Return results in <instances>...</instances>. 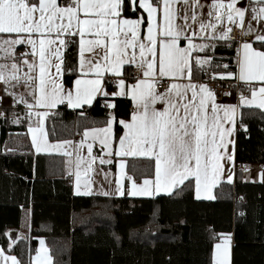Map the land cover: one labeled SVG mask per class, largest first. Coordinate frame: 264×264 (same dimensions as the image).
I'll return each instance as SVG.
<instances>
[{"label": "snow or ice", "instance_id": "1", "mask_svg": "<svg viewBox=\"0 0 264 264\" xmlns=\"http://www.w3.org/2000/svg\"><path fill=\"white\" fill-rule=\"evenodd\" d=\"M238 2L0 0V102L7 97L24 112L0 110V118L26 121L35 153L65 158L76 196L153 197L185 186L197 200H215L213 190L234 181L237 123L247 132L240 109L264 112V0ZM233 43L235 73L214 63L216 49ZM69 47L77 49L78 61L66 68ZM125 65L136 74H125ZM221 67L225 71L211 78L235 77L250 95L241 92L236 104L217 102L199 77ZM65 71L75 77L68 83ZM121 100L131 102L126 116ZM97 105L105 112L103 126L85 125L78 141L50 139L46 124L60 107L87 121ZM138 157L154 161V175L139 183L126 172L127 159ZM260 178L264 182V165ZM22 238L10 237L8 249ZM215 239L210 264H232L231 234ZM0 264L21 261L0 247ZM31 264H53L43 239Z\"/></svg>", "mask_w": 264, "mask_h": 264}, {"label": "trees", "instance_id": "2", "mask_svg": "<svg viewBox=\"0 0 264 264\" xmlns=\"http://www.w3.org/2000/svg\"><path fill=\"white\" fill-rule=\"evenodd\" d=\"M215 56L214 63L237 71L236 43L218 47ZM77 61V49L69 47L65 67ZM74 78L65 71L66 83ZM199 79L206 81V76ZM130 108L129 100L120 101L122 114L126 116ZM0 110L24 115L22 106L0 105ZM88 118L82 120L73 110L60 108L48 119L50 139H74L85 125L93 126L92 121L103 126L105 112L97 105L88 111ZM240 119L247 132L238 123L237 167L264 165V112L245 108ZM64 160L34 153L26 121L16 125L0 118V246L8 252L6 231L15 239L27 229L28 241L11 253L21 264H31L39 237L46 238L53 264H210L219 233L233 234L232 264H264V182L245 183L238 170L235 183L216 188L215 200L199 201L194 188L185 186L153 199L77 197L65 179ZM128 173L137 181L151 177L154 162L129 160ZM107 209L111 215L105 217Z\"/></svg>", "mask_w": 264, "mask_h": 264}, {"label": "crops", "instance_id": "3", "mask_svg": "<svg viewBox=\"0 0 264 264\" xmlns=\"http://www.w3.org/2000/svg\"><path fill=\"white\" fill-rule=\"evenodd\" d=\"M247 3V0H239L238 2V6H242V5H245ZM22 50V49H21ZM135 68V66H130V65H125V74H126V71L128 69H133ZM219 77V76H218ZM227 78V77H226ZM235 78V77H233ZM201 80V79H200ZM236 81L239 82L240 86H242V88H240L239 90H235L231 95L225 97L224 99L222 100H218L217 98V102H224V103H231V104H236L238 103V97H239V94L241 92H243L244 95L248 96L250 95V92H249V89H248V86L244 83V82H241L239 81L238 79L235 78ZM201 82H204L206 83L205 81H202ZM111 90V89H110ZM1 105H4V106H9L10 105V100L9 98L5 97L3 99V101L1 102ZM60 108H66V107H60ZM257 109V110H260L258 108H255V107H242L240 109V113L242 111V109ZM70 110V109H69ZM261 111V110H260ZM239 123V122H238ZM238 123H237V132H238ZM48 125V121H47V124L46 126ZM47 129H48V126H47ZM237 132H236V135H237ZM236 135H235V140H236ZM28 138H29V141H30V144H31V139H30V136L28 135ZM81 137L80 135H78L76 138H74V140H79ZM33 149V148H32ZM34 151V149H33ZM94 153H97L98 154V151H99V146L96 145L94 146V149H93ZM35 153V151H34ZM36 155H45V156H61L59 154H37L35 153ZM85 154H86V149H85ZM129 160H149L148 158H142V157H138V158H128L127 159V162H126V172L128 173V161ZM154 162V161H153ZM248 168L250 169L249 172L245 173V172H242V168L243 166L241 167H237V164H236V145H235V176H234V181L233 183H235L236 181V176H237V171L240 170L241 174H242V181L245 182V183H263L261 182V178H260V166L258 165H247ZM111 170L113 173H115L116 169L114 166H106V169L105 170ZM129 174V173H128ZM130 175V174H129ZM67 174H66V177L65 179L67 178ZM97 180H100L101 178L99 176L96 177ZM110 179H113L114 180V176L113 177H110ZM135 179V178H134ZM142 181V180H141ZM141 181H137L138 183L141 182ZM226 183V182H225ZM71 185H72V191H73V181L71 182ZM104 187L105 188H108L109 185L107 183L104 184ZM112 187L114 188V183L112 184ZM182 187V186H181ZM180 187V188H181ZM179 189V188H178ZM178 189H176L175 191H177ZM215 190L216 188L213 190L214 192V195H215ZM174 191V192H175ZM74 195V194H73ZM195 195V193H194ZM76 196V195H74ZM94 196H99V195H94ZM127 195H124V196H116V195H112L110 196V198H123ZM160 196H170L168 194H164V193H160L158 195H154L153 197H129V198H133V199H153V198H157V197H160ZM77 197H83V196H77ZM103 197V196H102ZM128 197V196H127ZM202 200H205V199H200L199 201H202ZM26 220H27V223H28V219L31 218V210L30 211H26ZM26 231H28L27 229L24 230V233H26ZM231 238H232V250H233V246H234V240H233V234H231ZM43 239L45 241V246L48 248L49 250V255L52 256L51 254V251H50V248H49V245H48V242L46 240V238L44 237H39L36 239L37 241V247H36V250H35V253L33 254L32 257H34L36 255V251L40 248V240ZM1 247V246H0ZM6 251V250H5ZM6 253L8 254H11L9 252L6 251ZM12 255V254H11ZM53 258V257H52Z\"/></svg>", "mask_w": 264, "mask_h": 264}, {"label": "built area", "instance_id": "4", "mask_svg": "<svg viewBox=\"0 0 264 264\" xmlns=\"http://www.w3.org/2000/svg\"><path fill=\"white\" fill-rule=\"evenodd\" d=\"M234 35L239 36V30L234 29ZM23 51V49L21 50ZM137 72L136 68L131 69V73L133 75H135ZM206 76V83L209 86L210 89H212L215 94H216V98L218 100H222L225 97L229 96V95H225V93H230V95L235 91V90H239L240 88H242V86H240L239 82L236 80H224V79H218L215 77V79L211 78L212 74L210 71H208V75ZM160 90H163V85H161ZM1 105V102H0ZM67 181L68 182H72L73 178L67 176Z\"/></svg>", "mask_w": 264, "mask_h": 264}, {"label": "water", "instance_id": "5", "mask_svg": "<svg viewBox=\"0 0 264 264\" xmlns=\"http://www.w3.org/2000/svg\"><path fill=\"white\" fill-rule=\"evenodd\" d=\"M8 232H9V236H7V237H8V240H9V238L11 237V231L9 230ZM18 235L22 236L23 238L20 239V240H18V241H16V243L13 245L12 249L9 250V249L7 248V250H8L9 253H12V252L14 251V249L17 247V245H18L20 242H27V241H28L27 236L24 235V234H22V232H19ZM11 238H12V237H11ZM12 239H13V238H12Z\"/></svg>", "mask_w": 264, "mask_h": 264}, {"label": "rangeland", "instance_id": "6", "mask_svg": "<svg viewBox=\"0 0 264 264\" xmlns=\"http://www.w3.org/2000/svg\"><path fill=\"white\" fill-rule=\"evenodd\" d=\"M106 212H107V214L105 215V217H107L109 214L111 215V212L109 211V209H107L106 210ZM112 219H110V221H111ZM26 232H28V231H26ZM24 233V232H23ZM26 236H27V233H24ZM27 238H28V236H27ZM12 255H14V254H12Z\"/></svg>", "mask_w": 264, "mask_h": 264}]
</instances>
